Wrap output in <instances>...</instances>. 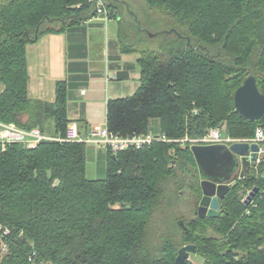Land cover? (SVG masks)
Wrapping results in <instances>:
<instances>
[{"label": "trees", "instance_id": "obj_1", "mask_svg": "<svg viewBox=\"0 0 264 264\" xmlns=\"http://www.w3.org/2000/svg\"><path fill=\"white\" fill-rule=\"evenodd\" d=\"M103 2L110 20L120 18L121 52L139 54L140 67L135 93L108 102L107 127L172 142L105 149L102 179L87 177L85 142H0V226L10 232L7 253L0 232V264H176L186 245H195L204 264H264V161L233 180L219 217L201 219V176L189 141L222 124L242 140L264 127V118L246 120L234 102L249 75L264 93V0H146L173 22L162 42L118 3ZM96 16L90 0H0L1 123L65 137L74 122L69 85L57 82L53 103L31 98L27 49ZM186 200L190 219L172 217Z\"/></svg>", "mask_w": 264, "mask_h": 264}, {"label": "crops", "instance_id": "obj_2", "mask_svg": "<svg viewBox=\"0 0 264 264\" xmlns=\"http://www.w3.org/2000/svg\"><path fill=\"white\" fill-rule=\"evenodd\" d=\"M110 22L96 16L64 32L47 33L27 49L30 97L53 103L57 82L66 81L70 124L83 137L107 125L110 100L131 96L139 86V56L121 52L120 22L116 36L108 35Z\"/></svg>", "mask_w": 264, "mask_h": 264}, {"label": "water", "instance_id": "obj_3", "mask_svg": "<svg viewBox=\"0 0 264 264\" xmlns=\"http://www.w3.org/2000/svg\"><path fill=\"white\" fill-rule=\"evenodd\" d=\"M154 36H151L153 38ZM236 111L246 120L259 121L264 118V93L259 88L254 75L246 77L234 96ZM225 124L220 125L223 129ZM191 151L195 157L201 176L202 199L198 208L201 219L220 216V200L231 190L234 177L244 176L259 158L258 144L235 143L227 145H193ZM258 189L248 196L245 204H249ZM183 225V223H180ZM196 253L195 245L182 247L176 258V264H190L191 254Z\"/></svg>", "mask_w": 264, "mask_h": 264}, {"label": "built area", "instance_id": "obj_4", "mask_svg": "<svg viewBox=\"0 0 264 264\" xmlns=\"http://www.w3.org/2000/svg\"><path fill=\"white\" fill-rule=\"evenodd\" d=\"M90 2L95 4L97 15L102 16L104 19L108 21L109 10L105 6L103 0H90ZM221 130L222 129H219V127L210 129L203 138L191 139L189 141H191L193 145L222 144V145H227L229 147L235 143H249V144L256 143L260 147L259 158L255 162L256 166L259 167V165L264 161V127H257L253 138L243 139V140L233 139L228 135L226 137H223L221 134ZM49 140H57L61 142H85L91 145H99L106 150H110L114 154L127 151L130 149H142L145 146L152 145L155 142H172V140L168 139L165 135L142 134V135H135L132 137H124L110 131L107 125L94 127L87 134V136L83 137L76 124H70L67 127L65 137L57 139L43 134L38 128L32 130H25L19 128L14 123L4 124L0 122V142L3 145L12 144V143H21L28 148H36L42 141H49ZM185 141H188V139L181 140L180 142H185ZM0 232L2 234L1 237L2 253H7L8 246L3 237L10 235V232L9 230L5 229L2 226H0Z\"/></svg>", "mask_w": 264, "mask_h": 264}, {"label": "rangeland", "instance_id": "obj_5", "mask_svg": "<svg viewBox=\"0 0 264 264\" xmlns=\"http://www.w3.org/2000/svg\"><path fill=\"white\" fill-rule=\"evenodd\" d=\"M110 2H116L119 5L121 13L127 18H132L134 20H137L140 22V24L147 28L149 33L148 36L151 38V36L158 35V42H162L165 39V36L163 35L164 31H170L174 29L173 22L166 18L161 16L157 11L151 10L148 7V4L146 0H108ZM119 17L117 19H112L109 25V30L107 29L108 35L113 34L112 36H116V33L114 35L113 30L117 29V23H119ZM142 35L145 37L146 34ZM106 38V33L104 34ZM157 37V36H156ZM135 57H138L139 54H133ZM138 72H140L138 67ZM137 82V81H136ZM221 134L223 137L227 136V131L225 128L221 130ZM92 146V148L90 147ZM106 161H107V151L100 148V146L97 145H89V151H88V161H87V177L89 179H102L106 177L107 174V168H106ZM259 172V170H256ZM240 174L236 175L234 178L239 176ZM247 200V197L244 198V201ZM185 203L181 204L176 210L175 213L172 214V217L174 216H180L179 214L186 215L187 219H190L191 212V205L190 201L186 200ZM193 202V201H192ZM194 203V202H193ZM190 210V211H189ZM167 215L168 213H164L161 215H157L156 219L158 221V224L156 228L158 230H162L163 223L167 221ZM174 215V216H173ZM169 220V219H168ZM208 234L216 235L215 232L212 230H209ZM190 264H204V259L198 255V254H191L189 259Z\"/></svg>", "mask_w": 264, "mask_h": 264}]
</instances>
